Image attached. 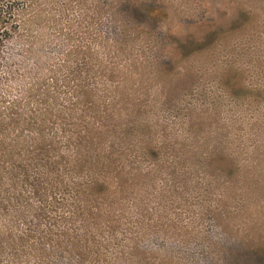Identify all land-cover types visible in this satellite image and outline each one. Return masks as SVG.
<instances>
[{
  "label": "rangeland",
  "instance_id": "rangeland-1",
  "mask_svg": "<svg viewBox=\"0 0 264 264\" xmlns=\"http://www.w3.org/2000/svg\"><path fill=\"white\" fill-rule=\"evenodd\" d=\"M0 264H264V0H13Z\"/></svg>",
  "mask_w": 264,
  "mask_h": 264
},
{
  "label": "trees",
  "instance_id": "trees-1",
  "mask_svg": "<svg viewBox=\"0 0 264 264\" xmlns=\"http://www.w3.org/2000/svg\"><path fill=\"white\" fill-rule=\"evenodd\" d=\"M14 10L13 0H0V50L3 44L12 40L20 29L19 22L15 20Z\"/></svg>",
  "mask_w": 264,
  "mask_h": 264
}]
</instances>
